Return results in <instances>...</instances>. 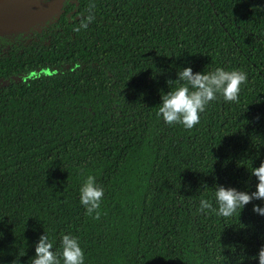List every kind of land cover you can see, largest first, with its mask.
<instances>
[{
    "label": "trees",
    "instance_id": "16d2710c",
    "mask_svg": "<svg viewBox=\"0 0 264 264\" xmlns=\"http://www.w3.org/2000/svg\"><path fill=\"white\" fill-rule=\"evenodd\" d=\"M185 66L247 82L193 128L169 126L160 95ZM261 160L264 0H76L0 39V264H31L43 230L54 249L78 236L85 264H257L252 204L196 209L215 207L217 183L254 191ZM88 175L105 190L98 217L79 203Z\"/></svg>",
    "mask_w": 264,
    "mask_h": 264
},
{
    "label": "clouds",
    "instance_id": "9594fccd",
    "mask_svg": "<svg viewBox=\"0 0 264 264\" xmlns=\"http://www.w3.org/2000/svg\"><path fill=\"white\" fill-rule=\"evenodd\" d=\"M87 19L91 22L93 17L89 15ZM86 27L87 23H81L76 30ZM177 69L179 71L176 70V79L166 80L167 85L171 83L175 86L164 92L163 96L160 95L157 116L166 125L178 124L185 129L199 124L206 107L218 98L225 102H237L241 88L247 82V73L239 69L226 70L217 67L208 72H194L191 66ZM163 71L166 70L159 69L158 73ZM250 174L256 179L254 191L217 183L214 189L215 207L211 201L202 198L199 200L197 213L207 214L211 211L218 217L230 218L238 212L240 217L245 206L252 204L251 211L264 217V160H261L258 167L252 166ZM244 183L249 184L248 181ZM104 195V188L96 183L93 175H88L79 187V203L89 215L99 216L98 209ZM241 251L243 252V248ZM29 259L31 264H85V254L78 236L72 233L62 235L59 248L54 249L53 242L44 230L35 242L34 255ZM252 259L257 264H264V244L260 245ZM11 264H19V260L14 259Z\"/></svg>",
    "mask_w": 264,
    "mask_h": 264
},
{
    "label": "water",
    "instance_id": "95a60500",
    "mask_svg": "<svg viewBox=\"0 0 264 264\" xmlns=\"http://www.w3.org/2000/svg\"><path fill=\"white\" fill-rule=\"evenodd\" d=\"M61 1L0 0V35L21 32L46 21L57 13Z\"/></svg>",
    "mask_w": 264,
    "mask_h": 264
},
{
    "label": "flooded vegetation",
    "instance_id": "af4514ba",
    "mask_svg": "<svg viewBox=\"0 0 264 264\" xmlns=\"http://www.w3.org/2000/svg\"><path fill=\"white\" fill-rule=\"evenodd\" d=\"M37 1H40V2H42V3H51V2H53V1H55V0H37ZM75 1L76 0H62L61 1V4H60V6H59V9H58V11H57V13L60 11V9H61V7L62 6H64V5H72V4H74L75 3ZM56 13V14H57ZM56 14L55 15H53L51 18H49V19H52L54 16H56ZM49 19H47V20H49ZM46 20V21H47ZM45 22V21H44ZM17 33H19V32H17ZM17 33H13V34H17ZM7 35H10V34H3V35H0V39L1 38H4V36H7Z\"/></svg>",
    "mask_w": 264,
    "mask_h": 264
}]
</instances>
